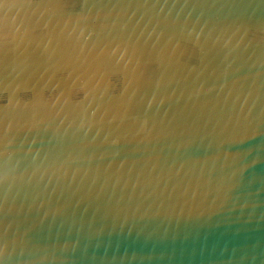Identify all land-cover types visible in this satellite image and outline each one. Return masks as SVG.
<instances>
[{
	"label": "water",
	"instance_id": "1",
	"mask_svg": "<svg viewBox=\"0 0 264 264\" xmlns=\"http://www.w3.org/2000/svg\"><path fill=\"white\" fill-rule=\"evenodd\" d=\"M0 264H264V0H0Z\"/></svg>",
	"mask_w": 264,
	"mask_h": 264
},
{
	"label": "clouds",
	"instance_id": "2",
	"mask_svg": "<svg viewBox=\"0 0 264 264\" xmlns=\"http://www.w3.org/2000/svg\"><path fill=\"white\" fill-rule=\"evenodd\" d=\"M0 7H2L3 9H5V13H7L8 11V9H10V8H12L13 6H12V4H10V3H7V2H5L2 6H0Z\"/></svg>",
	"mask_w": 264,
	"mask_h": 264
}]
</instances>
